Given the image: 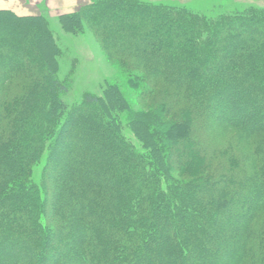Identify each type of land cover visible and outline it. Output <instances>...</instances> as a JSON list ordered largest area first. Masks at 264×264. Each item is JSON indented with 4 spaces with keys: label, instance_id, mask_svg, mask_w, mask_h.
Masks as SVG:
<instances>
[{
    "label": "trees",
    "instance_id": "1",
    "mask_svg": "<svg viewBox=\"0 0 264 264\" xmlns=\"http://www.w3.org/2000/svg\"><path fill=\"white\" fill-rule=\"evenodd\" d=\"M90 12L149 112L110 84L62 124L47 23L0 11V264H264V13L95 0L68 22Z\"/></svg>",
    "mask_w": 264,
    "mask_h": 264
},
{
    "label": "rangeland",
    "instance_id": "2",
    "mask_svg": "<svg viewBox=\"0 0 264 264\" xmlns=\"http://www.w3.org/2000/svg\"><path fill=\"white\" fill-rule=\"evenodd\" d=\"M94 1L95 0H90L88 4L83 5L76 11L62 13L60 11H56V9L49 5L48 0H46L45 2H39V8L32 9L27 13H17L19 16L23 17L41 16L47 23L48 32L52 38L51 40L53 41L54 47L51 48L55 49L54 61L56 62V76L59 82L65 85L68 89L67 93L62 96V102L64 103L65 107L68 108L64 113V116L61 117L62 124H65L68 121L70 114L75 109H83L84 107L85 110L87 109V113L94 111L93 109L83 106L85 97L87 95L98 97L105 96V91L110 84L118 86L130 102L131 98H136L138 101V107L140 106V108H142V110L144 109L145 112H149V102L152 101L151 96L147 97V95L144 93L141 97H139V87L137 84H132L129 82L128 73H126L127 67L124 66L121 61L116 59L115 56H113L110 49L108 48V45L103 43L101 39L100 32L104 33L114 29L113 25H109L105 22L107 19L106 17L111 19V16L114 17L113 14L117 12L111 11L110 6H103L100 9V13L102 14L97 16L103 17L102 15H104V18L106 19L102 21L103 24H99V28L95 27L94 24H91V17H93V19L97 17L95 15L92 16L91 12L86 13L81 19L78 20L77 23L75 22L76 24L68 22V16L71 17L73 13L79 12L83 7L92 4ZM130 1L147 2L164 8H176L184 10L186 13H191L192 15L198 16L202 20L206 19L207 21L211 22H217L225 18H233L240 15L250 16L253 13H264V0ZM6 10L13 12L10 9H0V11ZM115 16L119 18L118 15L115 14ZM62 19L65 20V22L62 23ZM133 21H135V19L130 20L129 22L132 23ZM116 29L118 28H115L114 30ZM5 38L7 39V37H5V35L0 30V41H6ZM32 39L29 40L31 45L34 43ZM140 74L144 75V72L141 71ZM1 76L2 75H0V77ZM135 104L136 102H132L134 109ZM124 114H122V116ZM155 126L157 125L155 124ZM123 135L140 149L138 140L129 131L127 126L124 127ZM157 136L160 144L166 145L165 141H163L164 137L161 128H158ZM47 155L48 152L45 150L41 159L34 163L32 169L33 180L35 183H38L39 187H42V189L43 180H45L43 175L44 164L46 163ZM49 178L50 177H48V179ZM48 181L50 183L52 182L51 179ZM63 237L64 236H60V239H55V243L59 242V240L63 239ZM58 245L60 244L58 243ZM17 256L21 262L27 260V257L21 258L22 256L19 253ZM50 262V260L49 262L47 261V264ZM69 264L73 263L71 262Z\"/></svg>",
    "mask_w": 264,
    "mask_h": 264
},
{
    "label": "crops",
    "instance_id": "3",
    "mask_svg": "<svg viewBox=\"0 0 264 264\" xmlns=\"http://www.w3.org/2000/svg\"><path fill=\"white\" fill-rule=\"evenodd\" d=\"M46 0H0V9H10L14 13H27L28 11L39 8V2ZM56 11L62 13L73 12L86 5L90 0H48ZM18 15V14H17Z\"/></svg>",
    "mask_w": 264,
    "mask_h": 264
}]
</instances>
